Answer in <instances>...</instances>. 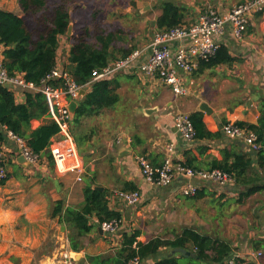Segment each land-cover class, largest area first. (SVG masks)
<instances>
[{
	"label": "crops",
	"instance_id": "crops-1",
	"mask_svg": "<svg viewBox=\"0 0 264 264\" xmlns=\"http://www.w3.org/2000/svg\"><path fill=\"white\" fill-rule=\"evenodd\" d=\"M243 1L246 0H210L209 3L223 14ZM189 6L192 12L186 16V24L194 22L202 10L193 3ZM0 8L21 14L19 0H0ZM232 29L228 26L217 38L229 49L232 62L212 67L199 64L186 76L187 94L176 95L168 85L147 77L138 67L108 78L119 86V101L70 125L76 150L85 166L82 180H78L76 170H59L46 154L39 156L37 164L27 163L16 140L7 134L0 145L8 171V178L0 182V264H55V254L68 233L59 218L52 215L54 202L62 199L66 207L81 205L87 185L104 186L109 191L135 185L141 191L142 201L129 205L118 197H110L109 206L121 213L118 228L113 234L100 233L98 225L90 235L93 240L86 241L85 249L79 251L82 254L79 261L88 253L112 251L125 232L140 230L138 239L146 242L157 235L174 237L185 226L230 242L234 258L247 256L255 264L264 261V256L256 255L260 250L264 252V247L255 246L256 240H264V190L242 199L243 186L196 178L198 193L186 196L181 192L186 181L183 175L178 174L169 186L152 184L144 178L136 160L144 155L152 164L160 165L168 147L173 145L175 161L209 169L215 159L223 158L222 150L233 143H242L245 150L256 152L243 141L229 138L222 127L225 121L258 122L264 103V17L258 13L251 15L241 38ZM64 37H60L57 62L65 66L71 43ZM62 42H65L63 46ZM4 49L0 42V62ZM89 90L90 87L86 88V93ZM15 95L18 102L25 101L22 88H16ZM203 102L213 110L211 114L200 109ZM195 111L203 112L208 129L218 133L217 136L190 140L177 130L176 115ZM49 118L32 120V127ZM0 130L7 131L1 125ZM59 138L61 135L51 143ZM65 143L63 138L59 141L62 146ZM254 168L260 175L259 182L264 184V170ZM52 243L55 246L49 249ZM161 255L216 264L204 263L197 256L177 254L170 248H162ZM155 260L147 261L152 264Z\"/></svg>",
	"mask_w": 264,
	"mask_h": 264
},
{
	"label": "trees",
	"instance_id": "trees-1",
	"mask_svg": "<svg viewBox=\"0 0 264 264\" xmlns=\"http://www.w3.org/2000/svg\"><path fill=\"white\" fill-rule=\"evenodd\" d=\"M69 0H63L54 7L48 5V0H19L20 8L27 13H40L42 19L35 29H30L22 14L0 8V42L4 45L2 65L12 76L22 75L27 81L41 85L43 79L57 65L60 37L68 35V27L72 21L71 12L67 7ZM161 14L157 18V27L169 29L186 22V8L171 0L161 3ZM262 16V12H259ZM71 49L66 70L79 84L90 82L95 71H101L110 61L124 57L137 49V46L115 47V33L100 31L91 42L92 34L86 30L80 35H68ZM123 40V37H118ZM111 48H114L111 51ZM118 57V58H119ZM233 57L225 45H221L216 55L210 59H201V65L212 67L222 63L232 62ZM58 86V79L48 82ZM118 84L110 79H98L90 86V90L79 102L74 122L80 123L83 117L93 116L107 107L114 106L119 101ZM25 101L16 100L15 89L0 85V125L23 138L33 152L46 154L54 161L49 151L54 137L60 132L58 123L49 118L37 127H32V120L50 116L46 95L39 91L24 89ZM51 117V116H50ZM190 118L196 130L197 139L213 138L218 133L208 129L202 111H195ZM225 121L224 123H226ZM241 127L254 131L258 135L261 148L257 152L245 150L239 143H233L230 148L222 150L223 158L215 159L210 168H218L227 172L237 185L243 186L241 198L264 190V184L259 181L260 175L255 172L259 167L264 170V103L261 105L257 123L240 121ZM7 131L0 130V145L7 138ZM78 139V138H77ZM255 156V157H254ZM189 165V164H187ZM191 166V165H189ZM125 190H136L135 185ZM108 189L100 190L92 185L84 189V201L79 206H65L64 201L54 202L52 215L59 218L60 223L68 233L70 246L74 251L86 247V239L105 221L120 220L121 213L109 206ZM111 192V191H109ZM198 193V192H197ZM196 193V194H197ZM203 196V195H201ZM140 230H132L122 235L120 244L110 252L86 254L81 264H126L130 259L139 257L141 262L157 258L162 248H186L195 251L198 259L204 263L224 264L233 253L230 242L213 238L197 228L182 227L174 237L154 236L143 242L138 239ZM257 249L264 247V240L255 241ZM181 254L182 252H177ZM179 256L165 255L152 264H179ZM236 264H255L249 257L235 256Z\"/></svg>",
	"mask_w": 264,
	"mask_h": 264
},
{
	"label": "built area",
	"instance_id": "built-area-1",
	"mask_svg": "<svg viewBox=\"0 0 264 264\" xmlns=\"http://www.w3.org/2000/svg\"><path fill=\"white\" fill-rule=\"evenodd\" d=\"M262 12L264 17V0H246L234 5L227 13L220 11L212 4L207 3L200 11L197 19L189 24L183 23L169 29L156 31L151 41L144 47L137 48L124 57H119L109 62L101 71H95L92 80L84 85L75 81L64 65H57L43 79L41 85L27 81L22 75L12 76L0 62V85L10 83L14 89L22 88L39 91L46 95L49 104V113L53 120L60 126L61 138L51 143V153L56 166L61 171L76 170L78 180L83 179L85 166L77 152L74 137L70 132L71 114L69 102L75 99L83 88H88L98 79H108L111 75L131 68L138 67L141 73L150 78L158 79L168 85L176 95L188 93L186 76L194 72L200 60H208L216 55L221 44L218 36L222 35L228 26H232L233 34L241 38L250 24L251 15ZM144 58V60H142ZM141 61V63L139 62ZM58 79L60 84H49L50 80ZM175 127L187 139L196 137V130L188 113H179L175 118ZM225 134L234 140L243 141L253 151H259L261 144L258 135L251 130L241 127L235 122H226L222 127ZM7 134L16 140L20 147L21 155L29 164L39 162V154L27 145L26 141L11 131ZM64 139L65 145L59 141ZM173 145L167 149V155L160 165H154L144 155L137 156L144 178L156 185L169 186L175 181L178 174L183 175L186 181L181 186L183 195H196L199 188L195 179L216 182L226 185L233 182L232 177L225 171L213 169H197L183 162L174 160ZM8 178V171L0 153V182ZM118 197L129 205H137L142 201L139 189L125 190L116 188L109 194ZM120 220L105 221L101 225L105 232L113 234ZM258 257H263L264 252H256ZM55 264H80L74 255L70 241L66 237L62 240L55 254ZM126 264H141L139 257L130 259ZM225 264H236L235 258H229ZM264 264V261L261 263Z\"/></svg>",
	"mask_w": 264,
	"mask_h": 264
},
{
	"label": "rangeland",
	"instance_id": "rangeland-1",
	"mask_svg": "<svg viewBox=\"0 0 264 264\" xmlns=\"http://www.w3.org/2000/svg\"><path fill=\"white\" fill-rule=\"evenodd\" d=\"M61 1L63 0H48V5L50 7H54ZM163 1L167 0H69L67 2V7L72 16L73 34L80 35L88 30L92 34L90 41L95 42L96 33L103 30L107 32L112 31L115 33V47L117 49L124 46L131 47L134 45H136L137 48H142L152 39L157 30H163L158 28L156 23L157 18L162 12L161 3ZM171 1L184 5L186 8V16L188 17L192 12V8L189 6L190 4L193 3L203 9V7L209 3L210 0ZM21 14L30 29L38 27L42 19V15L40 13H27L21 9ZM120 36L123 37V40L118 38ZM64 39L69 43L71 42L67 35ZM64 44L65 42H62V46ZM118 57L119 54L117 53L116 58ZM60 61L64 63L61 55ZM92 240V236H89L86 239L88 242H91ZM54 246L55 243H52L48 247L50 249ZM163 257H165V255H161L159 258ZM141 264H149V262L146 260L145 262L142 261ZM179 264L203 263L199 260H185V258L181 257L179 259Z\"/></svg>",
	"mask_w": 264,
	"mask_h": 264
},
{
	"label": "water",
	"instance_id": "water-1",
	"mask_svg": "<svg viewBox=\"0 0 264 264\" xmlns=\"http://www.w3.org/2000/svg\"><path fill=\"white\" fill-rule=\"evenodd\" d=\"M68 35H72L73 34V25H72V21L68 27V32H67ZM113 50V48H111V51ZM6 86H11L10 83H6L5 84ZM86 94V88H83L80 93L77 95V97L75 99H72L70 102H69V109H70V114H71V122L74 121V117H75V113H76V110H77V107H78V104L79 102L83 99L84 95ZM200 109L205 111L206 113L208 114H211L213 112V110L210 108V106L206 103V102H203L201 103L200 105ZM242 144V143H240ZM22 159L26 161V158L21 155ZM97 189H100V190H105V187L104 186H100V185H96V186H93ZM108 194H110V192L108 191ZM98 230L100 231V233H104V229L102 227V225H99L98 226ZM174 251L176 252H182L186 255H193V256H196L195 253H191L190 251H188L186 248H176L174 249ZM74 255L77 259H80V256L82 255L80 252H77V251H74ZM230 258H234V255H231Z\"/></svg>",
	"mask_w": 264,
	"mask_h": 264
},
{
	"label": "bare ground",
	"instance_id": "bare-ground-1",
	"mask_svg": "<svg viewBox=\"0 0 264 264\" xmlns=\"http://www.w3.org/2000/svg\"><path fill=\"white\" fill-rule=\"evenodd\" d=\"M257 152V151H256ZM209 169H213V168H209Z\"/></svg>",
	"mask_w": 264,
	"mask_h": 264
}]
</instances>
